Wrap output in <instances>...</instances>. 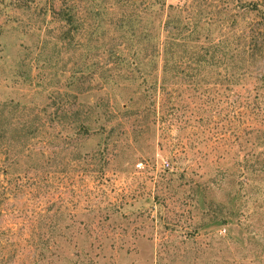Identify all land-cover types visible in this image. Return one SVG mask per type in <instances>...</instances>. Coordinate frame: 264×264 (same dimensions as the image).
<instances>
[{
  "label": "rangeland",
  "instance_id": "rangeland-1",
  "mask_svg": "<svg viewBox=\"0 0 264 264\" xmlns=\"http://www.w3.org/2000/svg\"><path fill=\"white\" fill-rule=\"evenodd\" d=\"M0 264H264V0H0Z\"/></svg>",
  "mask_w": 264,
  "mask_h": 264
}]
</instances>
